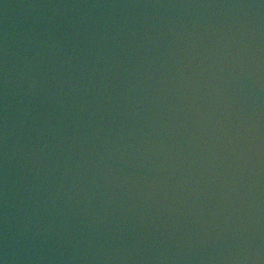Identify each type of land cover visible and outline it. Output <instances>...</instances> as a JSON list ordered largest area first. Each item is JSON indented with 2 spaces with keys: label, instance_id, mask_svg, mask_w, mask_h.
<instances>
[{
  "label": "water",
  "instance_id": "water-1",
  "mask_svg": "<svg viewBox=\"0 0 264 264\" xmlns=\"http://www.w3.org/2000/svg\"><path fill=\"white\" fill-rule=\"evenodd\" d=\"M0 264H264V0H0Z\"/></svg>",
  "mask_w": 264,
  "mask_h": 264
}]
</instances>
